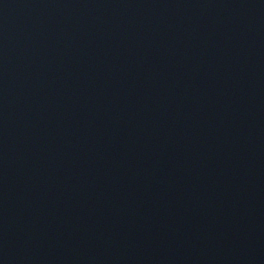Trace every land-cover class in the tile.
I'll return each instance as SVG.
<instances>
[{
	"label": "water",
	"instance_id": "water-1",
	"mask_svg": "<svg viewBox=\"0 0 264 264\" xmlns=\"http://www.w3.org/2000/svg\"><path fill=\"white\" fill-rule=\"evenodd\" d=\"M0 264H264V0H0Z\"/></svg>",
	"mask_w": 264,
	"mask_h": 264
}]
</instances>
